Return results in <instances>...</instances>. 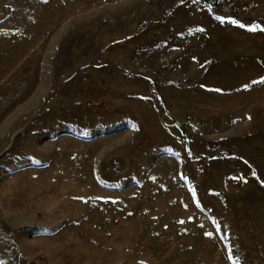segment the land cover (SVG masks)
<instances>
[{
    "label": "rangeland",
    "instance_id": "374dc122",
    "mask_svg": "<svg viewBox=\"0 0 264 264\" xmlns=\"http://www.w3.org/2000/svg\"><path fill=\"white\" fill-rule=\"evenodd\" d=\"M0 264H264V0H0Z\"/></svg>",
    "mask_w": 264,
    "mask_h": 264
},
{
    "label": "snow or ice",
    "instance_id": "6c2138e0",
    "mask_svg": "<svg viewBox=\"0 0 264 264\" xmlns=\"http://www.w3.org/2000/svg\"><path fill=\"white\" fill-rule=\"evenodd\" d=\"M240 27H244V25H240ZM250 30H255V29H250ZM209 235H211V234L209 233Z\"/></svg>",
    "mask_w": 264,
    "mask_h": 264
}]
</instances>
